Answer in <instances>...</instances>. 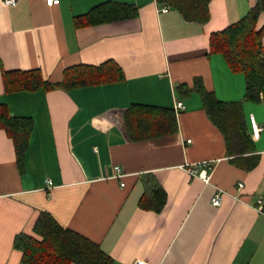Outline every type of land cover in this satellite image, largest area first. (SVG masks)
Returning <instances> with one entry per match:
<instances>
[{"label":"crops","instance_id":"0c3cea01","mask_svg":"<svg viewBox=\"0 0 264 264\" xmlns=\"http://www.w3.org/2000/svg\"><path fill=\"white\" fill-rule=\"evenodd\" d=\"M105 1L0 0V104L33 121L20 160L0 125V264H23L14 240L22 232L38 236L33 227L42 211L97 243L109 264H264V212L256 207L264 197V129L255 136L252 122L264 126V93L259 102L246 99L244 72L210 52L211 34L240 20L257 0H211L204 24L185 20L175 7L161 11L158 0H115L134 4L138 14L75 25V17ZM257 25L264 27V12ZM107 60L120 65L123 79L5 92L3 70L40 69L58 82L68 67ZM196 78L219 100L243 102L260 156L252 169L231 161ZM179 84L190 92L179 94ZM178 100L185 109L176 110ZM134 103L173 108L177 131L132 138L124 112ZM204 161H213L209 183L189 172ZM148 175L167 193L161 211L140 205ZM218 190L222 204L215 206Z\"/></svg>","mask_w":264,"mask_h":264},{"label":"trees","instance_id":"16d2710c","mask_svg":"<svg viewBox=\"0 0 264 264\" xmlns=\"http://www.w3.org/2000/svg\"><path fill=\"white\" fill-rule=\"evenodd\" d=\"M160 4L175 7L185 20L206 23L211 16V0H158ZM264 12V0H257L240 20L210 36V52L224 55L229 67L242 71L246 77V99L259 102L264 93V27L257 28ZM138 7L134 4L108 0L92 7L87 13L75 17V25L87 26L119 21L135 17ZM5 92L32 91L39 88H74L107 83L124 78V72L114 60L99 65H74L64 71L63 80L52 82L40 69L3 70ZM196 88L202 96L208 116L220 128L226 139L227 153L231 161L245 169H252L259 162L254 153V142L248 132L243 102L219 100L213 91L207 90L202 80L196 78ZM179 94L190 92L186 84H179ZM125 126L132 138L155 137L175 133L177 116L173 108L134 103L124 112ZM0 125L14 140L18 159L22 157L33 130L29 117L12 116L6 105L0 104ZM147 189L140 205L146 209L161 211L167 201V193L148 175ZM34 233H19L14 246L23 253V264H109L110 256L94 241L63 227L48 211L37 218Z\"/></svg>","mask_w":264,"mask_h":264},{"label":"built area","instance_id":"2783aa9c","mask_svg":"<svg viewBox=\"0 0 264 264\" xmlns=\"http://www.w3.org/2000/svg\"><path fill=\"white\" fill-rule=\"evenodd\" d=\"M46 3L49 5V6H53V5H56L58 3H60V0H45ZM17 0H4V3L6 5H14L16 4ZM172 6H170L169 4H162V7H161V11L163 12H167L171 9ZM185 104L183 101L181 100H178L176 105H175V108L176 110H183L185 109ZM252 122H253V129H254V135L255 136H258L259 133L264 129V126H261V125H258L255 121L254 118H252ZM199 165H205V167H203L202 169H198V165L196 166H189V172L192 174V175H196V176H199L201 177L206 183H209L211 181V178H212V171H213V161H204L202 163H200ZM117 170L118 172L120 171V168L117 167ZM49 182V185H51V181H48ZM239 189H242L244 187V183L240 182L239 185H238ZM212 204L215 205V206H220L222 204V193L220 190H218L212 197ZM256 207L257 209L260 211V212H264V197H259L257 199V204H256ZM132 264H150L149 261L147 260H144V259H138L136 261H134Z\"/></svg>","mask_w":264,"mask_h":264}]
</instances>
